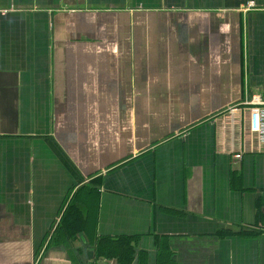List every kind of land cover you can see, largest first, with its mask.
<instances>
[{
	"label": "crops",
	"instance_id": "obj_1",
	"mask_svg": "<svg viewBox=\"0 0 264 264\" xmlns=\"http://www.w3.org/2000/svg\"><path fill=\"white\" fill-rule=\"evenodd\" d=\"M121 15L160 32L164 17L197 69L181 95L216 100L138 153L91 150L88 169L77 118L59 112L55 127V103L80 88L59 74ZM253 94L264 96V0H0V264L118 263L98 256L101 239L128 241L126 264H264V145L246 109L228 111Z\"/></svg>",
	"mask_w": 264,
	"mask_h": 264
},
{
	"label": "rangeland",
	"instance_id": "obj_2",
	"mask_svg": "<svg viewBox=\"0 0 264 264\" xmlns=\"http://www.w3.org/2000/svg\"><path fill=\"white\" fill-rule=\"evenodd\" d=\"M165 20L164 17L159 19L163 31L164 24L168 22ZM135 21L138 25L141 24L140 32L138 27H134ZM154 24L156 22L150 21L148 17H141L133 22L131 15L104 20L99 31H104L107 35L104 39H97L102 42L91 51L92 54L88 53L89 60L88 54L81 55L80 61L73 60L69 65L70 59L66 74H59V78L68 74L70 79H74L73 85L78 84L80 88L70 90L73 96L59 98L55 103L53 119L55 122L60 112L61 116L64 114L70 120L77 118V124L84 127L81 129L86 135L79 133L78 137L85 142L88 140V169L92 164L91 150L99 156L102 152L104 157L108 152L116 153L124 148L131 153H138L144 146L155 141L153 136L166 134L176 126L195 125V121L199 120L198 113L193 112L196 106L209 104L210 99L213 102L216 100L208 96L181 95L185 94L182 89L186 85L195 89L197 69L194 64H188L189 54L176 50L175 37L160 32L158 26H152ZM168 40H172V43H168ZM129 52H133V57ZM176 52L182 54L181 59H175ZM129 56L132 64H128ZM185 62L188 68L185 67ZM106 69L110 73L109 89L101 88L100 81H95ZM60 83L62 89L63 82ZM118 83L124 85V90L118 92L117 89H111ZM84 88L88 89L85 91ZM97 89L100 90L94 91ZM134 92L136 97L130 96ZM228 100L226 97L220 98L222 104ZM233 104L235 102L230 105ZM86 115L88 126H84ZM63 126L64 124L59 126L55 122L56 128ZM98 162L99 159L93 163ZM75 193L72 189L69 198H73Z\"/></svg>",
	"mask_w": 264,
	"mask_h": 264
},
{
	"label": "built area",
	"instance_id": "obj_3",
	"mask_svg": "<svg viewBox=\"0 0 264 264\" xmlns=\"http://www.w3.org/2000/svg\"><path fill=\"white\" fill-rule=\"evenodd\" d=\"M252 4L253 2H250L248 6H251ZM244 109L250 114V131L257 140L264 145V96H262V94H253L242 102L229 106L228 111L230 114H236L242 112L241 110ZM234 156L236 159H240L242 153H236Z\"/></svg>",
	"mask_w": 264,
	"mask_h": 264
},
{
	"label": "trees",
	"instance_id": "obj_4",
	"mask_svg": "<svg viewBox=\"0 0 264 264\" xmlns=\"http://www.w3.org/2000/svg\"><path fill=\"white\" fill-rule=\"evenodd\" d=\"M132 246L126 240L121 241H110V240H99L97 244V254L98 256L108 257V259H116L118 264L124 263V257L128 260L131 259ZM124 260V261H123Z\"/></svg>",
	"mask_w": 264,
	"mask_h": 264
}]
</instances>
